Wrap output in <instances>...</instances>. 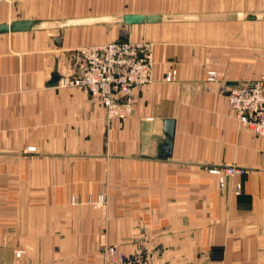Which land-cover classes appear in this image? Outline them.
I'll use <instances>...</instances> for the list:
<instances>
[{
	"label": "crops",
	"instance_id": "obj_1",
	"mask_svg": "<svg viewBox=\"0 0 264 264\" xmlns=\"http://www.w3.org/2000/svg\"><path fill=\"white\" fill-rule=\"evenodd\" d=\"M16 20L34 24L0 34V264H110L108 246L152 264H264V136L228 101L264 81V0L0 2V24ZM122 39L153 45V81L109 119L57 83L81 71L79 48Z\"/></svg>",
	"mask_w": 264,
	"mask_h": 264
},
{
	"label": "built area",
	"instance_id": "obj_2",
	"mask_svg": "<svg viewBox=\"0 0 264 264\" xmlns=\"http://www.w3.org/2000/svg\"><path fill=\"white\" fill-rule=\"evenodd\" d=\"M15 0H0L12 3ZM83 67L78 73L61 75L58 87L86 89L107 111L109 119H124L132 113L135 88L153 81L154 52L149 42L135 43L118 40L112 43L84 46L77 50ZM178 71L170 69L165 79L176 81ZM216 71L208 72V81H215ZM228 101L241 123L258 136H264V81L233 85L228 91ZM219 172V170H215ZM229 175L245 172L241 167L230 165L224 168ZM239 187L237 192H239ZM110 264H152L148 256L128 259L115 246L104 250Z\"/></svg>",
	"mask_w": 264,
	"mask_h": 264
},
{
	"label": "water",
	"instance_id": "obj_3",
	"mask_svg": "<svg viewBox=\"0 0 264 264\" xmlns=\"http://www.w3.org/2000/svg\"><path fill=\"white\" fill-rule=\"evenodd\" d=\"M160 17L157 15H142V14H127L124 17V20L128 24L133 23H142L144 21H157ZM34 22L31 20H16L11 23H1L0 24V34L10 33V32H19L30 30ZM56 41L59 44L61 38L58 37ZM166 135L167 138L165 142L161 145V155H170L172 153L174 135H175V121L167 120L166 121Z\"/></svg>",
	"mask_w": 264,
	"mask_h": 264
},
{
	"label": "rangeland",
	"instance_id": "obj_4",
	"mask_svg": "<svg viewBox=\"0 0 264 264\" xmlns=\"http://www.w3.org/2000/svg\"><path fill=\"white\" fill-rule=\"evenodd\" d=\"M3 3H6V4H12V3H9V2H3ZM133 42V41H132ZM135 43H139V42H135ZM84 47V46H83ZM177 70V69H176ZM26 254V250L24 249H17L16 251V256L18 258H22L24 255Z\"/></svg>",
	"mask_w": 264,
	"mask_h": 264
}]
</instances>
